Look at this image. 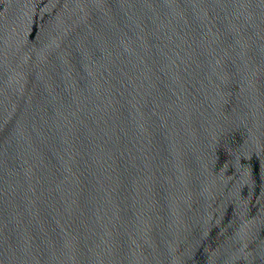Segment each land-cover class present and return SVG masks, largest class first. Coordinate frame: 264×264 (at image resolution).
<instances>
[{"label": "water", "instance_id": "obj_1", "mask_svg": "<svg viewBox=\"0 0 264 264\" xmlns=\"http://www.w3.org/2000/svg\"><path fill=\"white\" fill-rule=\"evenodd\" d=\"M0 264H264V0H0Z\"/></svg>", "mask_w": 264, "mask_h": 264}]
</instances>
